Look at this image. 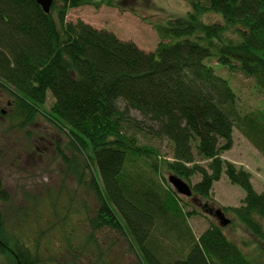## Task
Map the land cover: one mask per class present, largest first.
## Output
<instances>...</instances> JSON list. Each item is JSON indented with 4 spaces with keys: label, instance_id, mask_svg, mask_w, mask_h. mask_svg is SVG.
<instances>
[{
    "label": "trees",
    "instance_id": "obj_1",
    "mask_svg": "<svg viewBox=\"0 0 264 264\" xmlns=\"http://www.w3.org/2000/svg\"><path fill=\"white\" fill-rule=\"evenodd\" d=\"M60 1L46 13L36 0H0V87L28 121L49 92L53 101L40 112L82 154L88 173L82 184L96 205L86 223L87 246L81 232L62 230L64 264L94 256L99 230L116 232L137 264H261L218 223L195 236L188 219L197 212L185 209L161 168L203 199L225 173L244 196L239 206L223 209L264 242V187L256 191L248 171L221 158L234 127L264 157V0H186L185 16L154 24L160 40L151 52L80 19L65 21L69 7L113 0ZM209 12L223 22L201 21ZM212 59L252 78L263 105L243 111ZM148 138L169 141L171 157L162 158ZM7 201L0 177V264H44L37 243L14 231Z\"/></svg>",
    "mask_w": 264,
    "mask_h": 264
},
{
    "label": "rangeland",
    "instance_id": "obj_2",
    "mask_svg": "<svg viewBox=\"0 0 264 264\" xmlns=\"http://www.w3.org/2000/svg\"><path fill=\"white\" fill-rule=\"evenodd\" d=\"M53 1L55 7L61 4L60 0H52L51 4ZM95 4L69 7L65 21L80 19L93 27L111 31L120 39L132 41L147 52L154 51L160 40L154 24L185 16L190 9L186 0H113V5ZM53 17L56 18V11H53ZM200 20L223 22L221 16L210 12L201 14ZM226 34L232 35L230 30ZM210 64L218 75L228 77L243 111L263 105V94L252 78L239 71L229 72L214 59ZM47 93L44 104L37 106L40 111L48 110L53 101ZM14 101L13 95L0 87V177L8 196L5 211L15 214L14 231L23 239H30L31 246L37 243L39 253L46 257L44 264H64L69 253L62 230H73L71 236L81 232L82 243L87 246L86 232L89 229L86 223L96 205L91 191L82 184L86 183L88 173L82 172V154L73 148L66 130L53 124L40 111L31 120H25L27 115L15 107ZM148 139L158 148L162 158L171 157L169 141ZM232 140L231 148L223 151L221 158L248 171L253 187L261 191L264 187V157L236 127ZM161 173L166 181L172 174L165 168H161ZM198 179L194 176L191 184ZM243 196V189L232 184L225 173L213 183L208 199L180 194L185 209L197 212L188 219L195 236L210 222L219 224V219L209 212L220 208L230 220L221 226L226 237L264 264V242L257 239L229 209H223L239 206ZM94 237L100 248L94 247V256L90 254L82 264H137L135 256L116 232L99 230L94 232Z\"/></svg>",
    "mask_w": 264,
    "mask_h": 264
},
{
    "label": "water",
    "instance_id": "obj_3",
    "mask_svg": "<svg viewBox=\"0 0 264 264\" xmlns=\"http://www.w3.org/2000/svg\"><path fill=\"white\" fill-rule=\"evenodd\" d=\"M52 0H36V2L42 7L44 12H49L50 4ZM171 186L179 193L185 196H190L192 194L190 186L180 177L170 174L167 178ZM209 213H213L218 219L220 226H224L229 223V219L225 217L222 209L217 208L214 211L210 210Z\"/></svg>",
    "mask_w": 264,
    "mask_h": 264
},
{
    "label": "flooded vegetation",
    "instance_id": "obj_4",
    "mask_svg": "<svg viewBox=\"0 0 264 264\" xmlns=\"http://www.w3.org/2000/svg\"><path fill=\"white\" fill-rule=\"evenodd\" d=\"M206 205V204H205Z\"/></svg>",
    "mask_w": 264,
    "mask_h": 264
}]
</instances>
